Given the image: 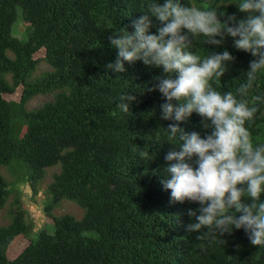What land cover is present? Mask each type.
I'll return each mask as SVG.
<instances>
[{
    "label": "trees",
    "instance_id": "obj_1",
    "mask_svg": "<svg viewBox=\"0 0 264 264\" xmlns=\"http://www.w3.org/2000/svg\"><path fill=\"white\" fill-rule=\"evenodd\" d=\"M152 2L0 0V167L11 172L13 181L28 183L31 201H43L53 216L51 227L36 229L22 191L0 172V211L18 191L9 204V223L0 224V264H264V246L252 245L244 228L196 239L201 233L187 231L195 220L188 210L201 205L173 201L163 188L161 181L170 178L165 156L180 150L178 139H167L168 125L202 137L211 129L203 127L196 112L182 122L161 119L160 105L167 101L152 89L158 77L167 76L162 66L137 60L125 61L122 73L106 68L118 53L109 37L125 28L133 32V21ZM239 2L180 0L186 7H215L225 13L222 21L228 15L246 17ZM19 16L26 24L25 39L14 34ZM151 19L149 34H158L163 23ZM203 39H194L192 51L203 57L227 50L234 57L213 85L235 94L256 58L236 49L230 36L219 46ZM42 48L44 57L35 58ZM42 60L49 69L40 71ZM129 93L136 100L125 112L119 104ZM38 94L49 99L28 109ZM258 95L264 96V75L248 97L258 106L249 129L253 140L264 144V102L255 99ZM143 150L148 158L140 157ZM71 200L83 209L82 217L51 213ZM18 236L29 240L13 255Z\"/></svg>",
    "mask_w": 264,
    "mask_h": 264
},
{
    "label": "clouds",
    "instance_id": "obj_2",
    "mask_svg": "<svg viewBox=\"0 0 264 264\" xmlns=\"http://www.w3.org/2000/svg\"><path fill=\"white\" fill-rule=\"evenodd\" d=\"M237 5L246 17L237 20L235 15H228L222 21L220 17L225 13L215 7H186L180 0H165L159 4L154 0L148 12L133 21V32L125 28L109 37L118 53L115 61L106 68L122 73L125 61L137 60L146 65L162 66L167 76L158 77L152 89L162 93L167 101L160 105L161 119L182 122L196 112L203 118V127L211 129L203 137L198 132L185 133L178 124H169L166 129L168 141L178 139L180 150L174 149L166 154L165 160L169 162L166 172L170 178L162 180L161 184L165 190L171 191V200H187L201 205L197 210H188V215L195 220L187 225V231L201 233L196 237L201 239L217 236V233L230 234L233 228H244L252 245L264 246V200L261 199L264 194V144L253 140L248 126L258 112V106L250 104L248 97L258 78L264 75V0H240ZM152 16L163 23L158 34H149ZM23 25L26 27L24 22ZM226 35L233 38L236 49L249 52L256 58L249 62L250 70L235 94L221 92L213 85V81H220L228 70V63L234 60L229 51L208 53L203 57L192 51L197 37L202 36L203 43L219 46ZM40 52L43 54L38 55ZM44 55L45 48H42L35 58ZM43 62L49 69L50 65L44 60L39 66ZM173 73L178 76L172 78ZM255 99L264 102V96L258 95ZM135 100L132 93L122 95L119 107L127 112ZM139 155L149 157L144 150ZM8 180L10 184L14 182L22 194L24 191L20 185L31 188L26 182ZM45 190L42 187L40 194L47 192ZM14 194L8 200L10 205ZM245 197L249 202L243 201ZM31 204L27 207L24 203V207L29 210L33 221L35 212L45 220L40 229L53 223V216L43 201H32ZM68 204L74 205L60 202L51 213L73 214L70 208L64 211ZM236 213L241 214L237 216ZM205 228L208 231L202 232Z\"/></svg>",
    "mask_w": 264,
    "mask_h": 264
},
{
    "label": "rangeland",
    "instance_id": "obj_3",
    "mask_svg": "<svg viewBox=\"0 0 264 264\" xmlns=\"http://www.w3.org/2000/svg\"><path fill=\"white\" fill-rule=\"evenodd\" d=\"M20 27L22 28V30H20ZM14 34L16 36H18L19 38H26V31H25V27L23 25V21H22V17L19 16L18 19L16 20V23L14 25ZM43 53L40 52L38 53V55H42ZM40 71H44L48 68V65L43 62L41 65H40ZM47 99H49V96L47 95H44V94H39V95H36L34 96L28 103L27 107L29 109H32V108H36L38 106H40L44 101H46ZM56 170H58V168H56ZM0 172H2L8 179L12 180L13 179V175L11 174V172H9L7 170V168L5 167H0ZM53 172V169H50L49 171V175L47 177L46 180L50 181V175L51 173ZM47 182V181H46ZM21 188H23V191H24V194H23V200L25 201V206L27 207H31L32 204H31V199L29 198L31 196V193H32V189L29 188L27 185H20ZM68 200V199H67ZM71 202L74 204V205H71L69 206L68 205H65L64 208H66L64 211H68L69 208L71 209L70 212H73L74 215H76L77 217H82L83 215V210L78 204H76L74 201L71 200ZM78 207L81 209H78ZM8 213H9V204L6 205L1 211H0V224L2 225H5V224H8L9 221H10V218L8 216ZM82 214V215H81ZM81 215V216H80ZM33 216H34V219H35V223H36V228L39 229L43 224H44V221L43 220V217L39 218V213L35 212L33 213ZM47 227H51V224L47 223L46 224ZM28 237L27 236H18L15 240V245H14V249L12 248L11 249V252L14 253L13 255H16L18 254L21 249L24 247L22 246L23 244L27 243L28 241Z\"/></svg>",
    "mask_w": 264,
    "mask_h": 264
}]
</instances>
